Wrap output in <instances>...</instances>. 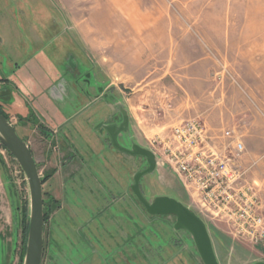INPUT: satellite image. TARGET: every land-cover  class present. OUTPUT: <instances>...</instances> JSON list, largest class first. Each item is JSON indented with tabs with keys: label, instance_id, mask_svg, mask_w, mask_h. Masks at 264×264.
I'll list each match as a JSON object with an SVG mask.
<instances>
[{
	"label": "rangeland",
	"instance_id": "obj_1",
	"mask_svg": "<svg viewBox=\"0 0 264 264\" xmlns=\"http://www.w3.org/2000/svg\"><path fill=\"white\" fill-rule=\"evenodd\" d=\"M111 13L109 26L115 18L127 21L137 13L161 16L162 28L170 29L172 38L183 44L206 39L219 51L209 47L208 62L191 68L169 67L168 52L146 51L139 64L130 62L139 68L130 66L128 71L120 60L111 62L108 56L115 39L107 26ZM222 29L223 42L217 33ZM50 45L76 58V63L72 61L73 83L80 87L76 105L97 112L111 110L114 123L123 121V110L128 127L120 144L129 149L136 144L157 157L155 172L141 180L145 198L149 202L173 198L200 217L218 264L264 263V244L236 240L225 225L201 215L163 160L160 143L175 126L189 120L205 125L219 148L229 143L223 132L233 131L244 147L238 163L258 194L264 217V0H0V111L22 140L19 113L9 109L13 100L9 97L16 93L9 75L41 50L48 49L51 56ZM179 52L181 64L192 59V52ZM111 66L120 74H111ZM83 73L91 76V88L82 81ZM94 85L101 90L95 93ZM109 149L116 154L112 161L120 173L121 181L115 183L121 188L116 195L120 204L94 214L87 209L92 201L82 204L87 211L69 203L76 194L67 197L63 209V198L51 179L53 171L36 162L43 190L41 264L119 262L102 259L98 252L127 254L124 264H203L190 234L173 229L175 217L149 216L133 197V176L146 167L145 161L115 151L110 143ZM52 150L57 151L56 144ZM28 221L24 174L0 145V264H23Z\"/></svg>",
	"mask_w": 264,
	"mask_h": 264
},
{
	"label": "crops",
	"instance_id": "obj_2",
	"mask_svg": "<svg viewBox=\"0 0 264 264\" xmlns=\"http://www.w3.org/2000/svg\"><path fill=\"white\" fill-rule=\"evenodd\" d=\"M109 18L113 19L112 13L107 14L106 19L108 32L115 39L111 42L112 52L108 58L111 62L120 60L121 66L128 71L130 66L139 68L140 65L130 62L139 64V60H144L146 51L168 52L169 67L182 65L186 68L208 62L209 56L205 52L209 47L219 51L206 39L197 40L196 44H183L172 38L173 32L162 28L164 22L161 16L137 13L127 21L121 19L118 22L115 18L110 26ZM217 33L222 36L223 42L225 31L222 29ZM186 50L192 52V61L181 64L178 60L182 53L178 51ZM45 51L35 53L10 72L9 81L16 88V93L9 97L13 99L9 109L14 108L15 113H19L21 133L28 137H24V140L35 162H42L45 169L53 171L51 179L56 192L63 198V209H66L67 197L75 194L76 198L72 197L69 203H76V210L92 209L89 212L94 214L113 209L120 204L116 195L121 193V188L115 184L121 181L120 173L112 161L116 154L109 149V140L101 126L114 124L115 113L111 110L97 112L95 109L89 110L88 105H76L79 94L73 77L59 66L60 61L45 56ZM120 72L111 66V74ZM28 110H31L30 113ZM76 118L81 121L76 123ZM53 144L57 146L55 152L52 150ZM94 193L97 194L94 196ZM90 201L93 202L89 206L91 208H84L82 204L89 202L90 205ZM96 254L106 260L116 258L119 260L116 264H124L123 260L128 258L127 254L121 252ZM132 256H136L135 253Z\"/></svg>",
	"mask_w": 264,
	"mask_h": 264
},
{
	"label": "built area",
	"instance_id": "obj_3",
	"mask_svg": "<svg viewBox=\"0 0 264 264\" xmlns=\"http://www.w3.org/2000/svg\"><path fill=\"white\" fill-rule=\"evenodd\" d=\"M222 136L229 143L219 148L205 125L182 122L168 139H159L163 160L201 215L225 225L236 240L264 244L262 204L238 163L243 144L231 130Z\"/></svg>",
	"mask_w": 264,
	"mask_h": 264
},
{
	"label": "water",
	"instance_id": "obj_4",
	"mask_svg": "<svg viewBox=\"0 0 264 264\" xmlns=\"http://www.w3.org/2000/svg\"><path fill=\"white\" fill-rule=\"evenodd\" d=\"M106 97V95H105ZM123 121L103 126L111 147L130 157L141 158L146 167L135 173L130 191L144 211L153 217L173 216V229L190 234L203 264H218L205 223L194 212L170 197H157L149 202L141 190V180L155 172L158 159L150 150L132 144L131 148L122 146L119 136L126 133L128 120L121 110ZM0 145L10 154L24 174L29 192V221L23 264H41L43 257V190L37 164L26 141L20 139L13 125L0 113ZM255 264H264L258 262Z\"/></svg>",
	"mask_w": 264,
	"mask_h": 264
},
{
	"label": "flooded vegetation",
	"instance_id": "obj_5",
	"mask_svg": "<svg viewBox=\"0 0 264 264\" xmlns=\"http://www.w3.org/2000/svg\"><path fill=\"white\" fill-rule=\"evenodd\" d=\"M49 46V45H48ZM51 47V51H52V55L51 56H49V58L51 57V59L52 60H58V62L59 63H61L59 66L63 69V70H65L66 72H68L69 74H71V76L73 77V75L76 73V67H73L74 66V64L72 63V61L74 62V63H76V58H75V56H73V54L72 53H69V54H67V56H66V52L65 51H63V50H60V49H56L55 47H54V45H50ZM46 51V53H45V56H47L48 55V52H49V50L48 49H45ZM28 54V53H27ZM27 54L25 55V57H27ZM76 77H77V75H76ZM78 78H79V76L76 78V82L78 81ZM82 81L85 83V85H87L89 88H91L92 87V78H91V76L89 75V74H84L83 73V75H82ZM95 86V85H94ZM76 89H77V92L78 93H80V87L78 86V83H76ZM93 89H94V92L96 93V91H100L101 89H100V87L99 86H95V87H93ZM85 93H88L89 95H90V92L89 91H86ZM104 96V95H103ZM106 97H109V95H106ZM116 115H118V114H116ZM114 117H116V116H114ZM120 116L118 115V118H119ZM115 125H117V126H119L120 124H121V122H118V123H114ZM126 132H127V130H126ZM120 137H122V136H119V142H121L120 141Z\"/></svg>",
	"mask_w": 264,
	"mask_h": 264
},
{
	"label": "trees",
	"instance_id": "obj_6",
	"mask_svg": "<svg viewBox=\"0 0 264 264\" xmlns=\"http://www.w3.org/2000/svg\"><path fill=\"white\" fill-rule=\"evenodd\" d=\"M0 113L7 119V117L0 111ZM8 120V119H7Z\"/></svg>",
	"mask_w": 264,
	"mask_h": 264
}]
</instances>
